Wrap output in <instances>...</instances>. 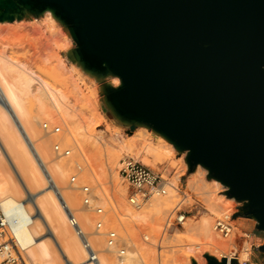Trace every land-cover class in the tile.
<instances>
[{
	"label": "bare ground",
	"instance_id": "bare-ground-1",
	"mask_svg": "<svg viewBox=\"0 0 264 264\" xmlns=\"http://www.w3.org/2000/svg\"><path fill=\"white\" fill-rule=\"evenodd\" d=\"M30 7H35L32 0H0V201L26 263L148 264L157 256V264H190L202 260L207 251L218 262L230 264L236 258L244 264L249 259L250 243L242 239L236 245L235 239L242 234L236 228L223 238L214 222L215 217H231L236 198L227 195L228 185L221 179L204 178L210 168L200 162L188 186L192 193L202 195L205 213L195 219L185 217L176 236L161 231L166 245L158 243L155 256L158 223L178 193L179 174L165 181L166 195L151 193L148 199L141 198L135 207H129L125 202L128 187L121 186L117 179L118 158L122 153L134 152L142 156L145 165L155 167L171 161L172 141L160 134L156 144L152 143L145 131L124 141L115 127L92 132V124L97 127L101 121L98 87L85 91L66 83L75 74H88L94 68L79 49L74 51L79 66H67L64 58L53 51L56 64L51 79L6 53L1 23L11 17V12L17 14ZM42 9L44 31L52 38L53 50H68L77 40L72 27L56 29L54 22L64 23V19L51 6ZM111 80L112 84L121 83L119 76ZM47 124L55 125L48 128ZM54 127L62 130L53 132ZM138 139L139 148L135 143ZM55 145L67 146V155L55 151ZM184 152L190 154L188 148ZM95 158H100L98 170L92 164ZM105 171L108 180L103 182ZM84 186L89 188L86 196ZM221 190L224 193H219ZM133 195L140 196L135 191ZM146 221H154L155 229L150 236L143 234V241H135L131 229L137 230ZM111 231L116 238L109 242ZM190 232L199 238L181 244V234ZM177 246H182L180 254L174 249ZM161 247L168 248L167 254L161 255Z\"/></svg>",
	"mask_w": 264,
	"mask_h": 264
},
{
	"label": "water",
	"instance_id": "water-1",
	"mask_svg": "<svg viewBox=\"0 0 264 264\" xmlns=\"http://www.w3.org/2000/svg\"><path fill=\"white\" fill-rule=\"evenodd\" d=\"M32 2L71 24L93 67L121 77L113 109L188 148L264 232V0Z\"/></svg>",
	"mask_w": 264,
	"mask_h": 264
},
{
	"label": "rangeland",
	"instance_id": "rangeland-1",
	"mask_svg": "<svg viewBox=\"0 0 264 264\" xmlns=\"http://www.w3.org/2000/svg\"><path fill=\"white\" fill-rule=\"evenodd\" d=\"M9 15H11V17L1 23L2 34H3L2 38L4 41L3 48L6 53H8L9 55L18 57L19 59L27 62L39 74L44 75L50 79H51V75L53 74L52 71L54 70V66L56 64L54 57L52 56L53 51H55L58 56H61L62 58H64L67 66H72V65L79 66L80 65L79 64L80 62L77 61V58L75 56L76 52H74V51H77V48H78L76 41L74 44L70 46L68 50H56V49L53 50L54 45H53L52 38L49 36V34L46 31H44V13H43L42 8L41 9L36 8V7L23 8L21 12H18L17 14H15L14 12H11ZM54 26L56 29L65 30L66 26H71V24L64 19V23L60 21H55ZM70 52H74V56L69 55ZM113 76H117V75H115L111 71L107 63H102L98 67H94L93 70L90 71V73L88 74L85 72L77 73L69 80H66V83L76 84L80 88H83L85 91H89L90 89H92V87L94 88L95 86L98 87L99 92L97 95L98 96L97 112L100 115L99 117L101 121H100V125L97 127H95V124H92L91 126L92 132L99 133L100 131H103L109 128L111 129V127L114 129L115 127L116 130L119 129L121 131L122 136H124L123 137L124 141H127L130 139V137L131 139H133L132 137L134 134L135 135L137 133L140 134L139 132L145 131L148 134L146 138L148 140L150 139L149 140L150 142L156 144V141L159 140L162 135L161 132L156 130L152 125L148 124L143 119L133 116V115L121 114L116 109H113V107L111 106L108 100L109 95L113 90L119 88V86L122 83V79L119 76L121 79V83L112 84L111 79L113 78ZM54 125L55 124L53 125L47 124L48 128H52ZM61 130L62 128L60 127L59 132ZM140 141L141 140L139 139L135 141L138 148L141 147ZM170 141L172 140L170 139ZM170 145L172 146L171 147L172 149L171 150V161L168 160L164 163L157 164L155 167H151V166L149 167L155 172L162 174V177L165 179V181H168L171 177H173L174 173H178L179 174V181H178L179 190L176 196H174L172 203H170V207L168 206V208L170 210L175 205L176 202L181 200L180 208L186 211V217L187 216L193 217V218L196 216L199 217L201 214L205 213V209H204L205 203L202 200V195L200 193H194V192L192 193V190L188 186L189 179L195 178L194 176L196 175V169H197L198 164L190 165L187 160V155H184L185 153L184 149L178 147L174 143ZM58 147L60 148L61 151L68 148L67 146L62 147L60 145H58ZM124 156H130L137 161H140V162L142 161L141 160L142 156H138L134 152L122 153L119 156L118 161ZM92 164L94 168L98 170V166L100 164V158L93 159ZM118 168H119V165L117 167V170ZM209 170L207 174L204 176V178L206 179L207 178L209 179L210 177H212L211 174L209 173ZM179 172L182 174H180ZM101 177H102L103 182L108 180V174L106 173V171H105V174H103ZM117 179L121 183V186L128 187V193L126 195V200H125L126 204L129 207H135L131 205L128 201V197L133 194L134 190L131 187H129V185L125 182L123 178H121L119 174H118ZM165 190L166 192L163 195H166L167 193L166 187H165ZM179 192L183 193L184 196H181ZM219 193H224V192L223 190H221ZM80 197H82V195ZM149 197L150 196L148 195L146 198H143V199L146 200ZM233 205H234L235 211L229 218V223L232 226L230 233L227 236H222L221 232L218 229H217V232L223 238H226L232 233V230L234 228L238 229V231H240L242 234L238 236V238L235 239L236 245H239L242 239H247V241L250 243L249 259L244 264H251L253 263V261H255L257 264H264V243L263 245L259 247H255L253 242L250 241L249 239L250 232L253 228L254 232H256V235L259 236L261 238V241L264 242V232L259 231L255 228L256 220L248 214L247 201L245 200V198L244 200H234ZM168 211L166 210L165 213ZM165 213L163 215L164 217L162 216L163 218H161L162 220H159L160 223H158V226L161 224L159 226L160 231L156 230L158 233L154 241L155 242L154 243L155 256H156V250H157L156 246L158 245V243H160L162 246L166 245V243H164L162 240V236H161L162 232L165 231L170 237H173V236H176V233H178L176 232V229H180L181 227V226H177V227H173L167 230L165 228L162 229L165 215L167 214ZM217 218L218 217H215L214 222L217 221ZM152 222L146 221V222H143L137 228V230H135L134 228L131 229L132 235L135 241H138V240H140V242L141 240L143 241V234H148L150 236V233L156 227L154 224V221ZM105 238H107V235L105 236ZM198 238L199 236L192 232L181 234L180 243L189 244ZM182 246H177L174 248L175 250H178L179 252L178 254L181 253L180 250ZM159 250L161 251L160 252L161 255L167 254L168 248L161 247L159 248ZM20 253L23 255L22 251H20ZM204 254L206 255L204 256L202 260H199V261L192 260L190 264H208V258L215 259L211 255H209L207 251H204ZM0 261H1V257H0ZM148 264H157V256L154 260H152ZM160 264L162 263L160 262ZM231 264H239V261L236 258H233L231 259Z\"/></svg>",
	"mask_w": 264,
	"mask_h": 264
},
{
	"label": "built area",
	"instance_id": "built-area-1",
	"mask_svg": "<svg viewBox=\"0 0 264 264\" xmlns=\"http://www.w3.org/2000/svg\"><path fill=\"white\" fill-rule=\"evenodd\" d=\"M44 128L47 126L44 125ZM53 132H59L58 127L52 129ZM55 151H61L58 145L54 146ZM64 155H67L66 150ZM118 174L125 180V182L135 192H138L139 197H135L133 194L128 197V201L136 206L141 198H146L151 193H157L163 195L165 193L164 184L165 179L162 174L155 172L149 166L144 163L133 159L130 156H124L119 160ZM74 181V177H71V182ZM82 192L86 196L89 193V188L84 186ZM179 194L184 196L183 193ZM84 203L88 204L87 198L84 199ZM181 200L175 203V205L167 212L163 228L170 229L177 226H182L186 217V211L180 208ZM99 212V211H98ZM231 224L228 218H220L216 221V228L221 232L223 236H227L231 231ZM116 234L111 231L108 235L109 242L114 241ZM18 245L16 243V237L12 228L10 219L2 207L0 201V264H26L23 255L20 253ZM245 261L244 263H246Z\"/></svg>",
	"mask_w": 264,
	"mask_h": 264
},
{
	"label": "crops",
	"instance_id": "crops-1",
	"mask_svg": "<svg viewBox=\"0 0 264 264\" xmlns=\"http://www.w3.org/2000/svg\"><path fill=\"white\" fill-rule=\"evenodd\" d=\"M249 239H250V241L253 242L255 247H259V246L263 245V243H264L263 241H261V238L256 235V232H254L253 228H252V230L250 232ZM253 263L257 264L255 261H253Z\"/></svg>",
	"mask_w": 264,
	"mask_h": 264
}]
</instances>
